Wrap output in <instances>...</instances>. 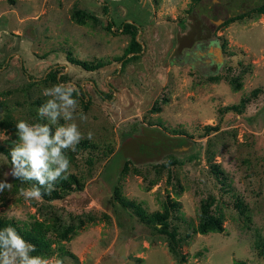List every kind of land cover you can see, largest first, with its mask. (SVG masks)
I'll list each match as a JSON object with an SVG mask.
<instances>
[{
  "label": "rangeland",
  "instance_id": "rangeland-1",
  "mask_svg": "<svg viewBox=\"0 0 264 264\" xmlns=\"http://www.w3.org/2000/svg\"><path fill=\"white\" fill-rule=\"evenodd\" d=\"M196 5L0 0V146L14 147L20 120L49 124L54 133L58 125L38 115L50 99L42 91L60 83L77 89L69 123L84 138L64 154L66 176L75 175L82 189L61 199L26 200L21 189L34 182L13 177L0 151V182L10 185L0 192V215L48 222L50 257L73 264H264L258 245L264 243V14L250 9L221 23L207 57L217 65L207 64L188 54L196 39L211 33ZM77 10L92 17L79 23ZM125 21L135 24L143 51L120 67L130 39L119 29ZM70 56L102 65L86 70ZM170 155L177 162L168 163ZM114 191L147 213L176 202L169 217V229L177 231L174 252L160 226L143 222ZM205 199L221 217L222 232L195 231ZM64 228H71L66 238Z\"/></svg>",
  "mask_w": 264,
  "mask_h": 264
},
{
  "label": "clouds",
  "instance_id": "clouds-1",
  "mask_svg": "<svg viewBox=\"0 0 264 264\" xmlns=\"http://www.w3.org/2000/svg\"><path fill=\"white\" fill-rule=\"evenodd\" d=\"M77 89L72 84H56L42 91V95L50 97L38 109V115L46 118L50 124L58 125L53 133L49 124L34 123L20 120L16 123L18 140L11 150V175L23 182L35 181L29 188H22L21 195L26 200L43 199V195L54 190L56 181L66 179L70 171V160L64 154L66 150H76L83 139L74 120L77 100L73 94ZM63 119L66 123L59 124ZM81 120L87 116L80 114ZM92 133H88V139ZM8 140V136H4ZM38 185V186H37ZM10 185L0 182V192ZM41 188L45 191L42 193ZM65 222L70 225L67 215ZM36 247L23 239L15 227L7 226L0 229V264H73L66 256L54 255L45 257L32 255Z\"/></svg>",
  "mask_w": 264,
  "mask_h": 264
},
{
  "label": "trees",
  "instance_id": "trees-1",
  "mask_svg": "<svg viewBox=\"0 0 264 264\" xmlns=\"http://www.w3.org/2000/svg\"><path fill=\"white\" fill-rule=\"evenodd\" d=\"M199 0H196L198 2ZM258 10L259 12L264 14V5H262ZM76 20L79 23H83L85 21L84 18L88 17L91 18L87 12L82 11H75ZM243 14H240L236 17L230 18V22L234 20L235 18H238L242 16ZM225 22V23H227ZM113 23L109 21L107 23V29L112 30ZM119 29L122 32L127 33L130 36L129 42L127 46L124 49V52L122 56L119 58L120 61V67H123L127 62L131 60H136L140 57L142 51H143V44L141 41L137 39L138 30L136 29V26L134 23L125 21L121 24ZM206 29V28H205ZM69 60L74 63L75 65L81 66L82 68L86 70H93L98 68L100 65H102V62H97L96 64H89L86 61L69 57ZM50 76L56 78V74L49 73ZM58 80V79H57ZM105 97H108L109 95L102 94ZM208 130H213L214 127L207 125L205 127ZM142 150H144L146 147L142 146ZM11 150L5 148L3 146H0V151L7 157L8 161L11 164ZM177 162L176 159H173V157L170 155L168 156V163H175ZM106 165L103 167L105 168ZM125 165L122 163V165L117 170V176L120 175L121 172L124 171ZM104 171V170H103ZM34 184H36L35 181H33ZM115 183V182H114ZM38 186V185H37ZM115 187V186H114ZM82 189L81 185L79 184V180L76 178L75 175L69 174L66 179H60L56 181L54 190H52L50 193L44 194L43 196L47 200H55V199H61L66 192H69L73 189ZM45 190L41 188V192L43 193ZM115 195L117 196V200L121 202V204L127 208L132 209V211L139 216V218L147 223V224H158L161 228V230L167 234L171 241L170 249L174 252V243L176 241V228L173 227L172 229H169V217L171 214V211L175 209L176 202L174 200H169L167 204L164 206V209L159 211H154L152 213H147L144 211V209L134 201H130L126 198L118 196V192L114 191ZM212 200L205 199L200 202L199 207V215H198V222L195 225L194 229L196 232L205 234L208 232H222L223 226L221 217L213 212L211 210L212 206ZM12 226L15 227L19 235L23 237L24 240L31 243L36 247V251L32 253V255H40L45 257H50L54 253V248L52 246V243L54 242L51 238V232L52 227L50 224L44 220L34 219L32 221L28 222H18L14 221L8 218H4L0 215V229ZM71 230V228H64V230L61 232L62 238H66L67 233ZM263 247L264 252V243H258V245H261ZM60 245V243H58ZM259 253H262V251L259 250ZM235 264H245L244 261H236Z\"/></svg>",
  "mask_w": 264,
  "mask_h": 264
},
{
  "label": "water",
  "instance_id": "water-1",
  "mask_svg": "<svg viewBox=\"0 0 264 264\" xmlns=\"http://www.w3.org/2000/svg\"><path fill=\"white\" fill-rule=\"evenodd\" d=\"M247 0H199L196 13L205 27L214 33L217 27L230 18L245 13L256 6Z\"/></svg>",
  "mask_w": 264,
  "mask_h": 264
},
{
  "label": "flooded vegetation",
  "instance_id": "flooded-vegetation-1",
  "mask_svg": "<svg viewBox=\"0 0 264 264\" xmlns=\"http://www.w3.org/2000/svg\"><path fill=\"white\" fill-rule=\"evenodd\" d=\"M256 2V6H254L253 8H251V11H254L256 10L257 12H259L258 10H260L259 8L264 5V0H255ZM250 10V9H249ZM248 12V11H246ZM245 12V13H246ZM201 21V20H200ZM229 21V19L227 20ZM225 21V22H227ZM224 22V23H225ZM202 23V22H201ZM208 30V29H207ZM215 39V35L214 33H210V36L208 38H205V39H196V42L193 46L192 49H190V53H188L192 59H194L195 61H204L207 63V64H216L217 65V59L216 60H209L207 59V57L209 55H211V51L214 50L215 51V48L213 46V43H214V40ZM214 48V49H213ZM213 52V51H212ZM211 57H214L211 56ZM214 59V58H213ZM219 62V60H218ZM205 66V65H204Z\"/></svg>",
  "mask_w": 264,
  "mask_h": 264
}]
</instances>
